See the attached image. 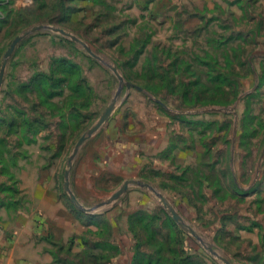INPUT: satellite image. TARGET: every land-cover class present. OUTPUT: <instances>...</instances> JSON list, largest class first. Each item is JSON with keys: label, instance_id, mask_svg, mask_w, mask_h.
Listing matches in <instances>:
<instances>
[{"label": "rangeland", "instance_id": "1", "mask_svg": "<svg viewBox=\"0 0 264 264\" xmlns=\"http://www.w3.org/2000/svg\"><path fill=\"white\" fill-rule=\"evenodd\" d=\"M18 37L0 264H264V0H0Z\"/></svg>", "mask_w": 264, "mask_h": 264}, {"label": "water", "instance_id": "2", "mask_svg": "<svg viewBox=\"0 0 264 264\" xmlns=\"http://www.w3.org/2000/svg\"><path fill=\"white\" fill-rule=\"evenodd\" d=\"M57 31V30H56ZM58 32H60L61 34L65 35V36H68V37H72L71 35L67 34L66 32H64L63 30H59ZM74 38V37H72ZM76 41H78L76 38H74ZM23 40V37H18L16 38L10 48L8 49V51L6 52L5 54V58L3 60V64H2V67H1V71H0V87L2 86L3 82H4V76H5V71H6V67H7V64H8V59L9 57L12 55V53L14 52L15 48L22 42ZM87 50L90 52V54H92V52L87 48ZM130 87V86H129ZM113 112V106H110L106 112L103 114L102 118L100 119V121L89 131L87 132V134H85L78 142L77 144V149H79L83 143L89 139L97 130L100 129V127L104 124V122L111 116ZM134 182H130V183H127L118 193L115 194L114 196V199L118 198L124 191L127 190L128 186L130 184H133ZM166 208H168L170 210V212L172 213L173 215V218L176 222H181L182 221V218L176 213L175 210H173L169 205L168 203L165 201L164 198H162Z\"/></svg>", "mask_w": 264, "mask_h": 264}]
</instances>
